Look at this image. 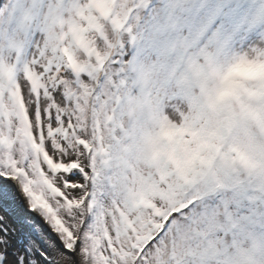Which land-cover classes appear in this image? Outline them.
<instances>
[{"label": "snow or ice", "instance_id": "1", "mask_svg": "<svg viewBox=\"0 0 264 264\" xmlns=\"http://www.w3.org/2000/svg\"><path fill=\"white\" fill-rule=\"evenodd\" d=\"M0 264H264V0H0Z\"/></svg>", "mask_w": 264, "mask_h": 264}]
</instances>
